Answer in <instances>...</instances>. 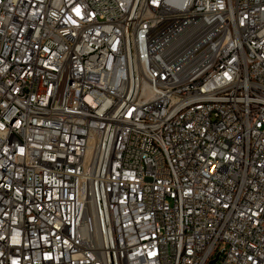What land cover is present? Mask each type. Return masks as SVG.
<instances>
[{
	"label": "built area",
	"instance_id": "built-area-1",
	"mask_svg": "<svg viewBox=\"0 0 264 264\" xmlns=\"http://www.w3.org/2000/svg\"><path fill=\"white\" fill-rule=\"evenodd\" d=\"M264 264V0H0V264Z\"/></svg>",
	"mask_w": 264,
	"mask_h": 264
},
{
	"label": "water",
	"instance_id": "water-1",
	"mask_svg": "<svg viewBox=\"0 0 264 264\" xmlns=\"http://www.w3.org/2000/svg\"><path fill=\"white\" fill-rule=\"evenodd\" d=\"M216 260V258H214L212 261H210L208 264H212L214 261Z\"/></svg>",
	"mask_w": 264,
	"mask_h": 264
}]
</instances>
